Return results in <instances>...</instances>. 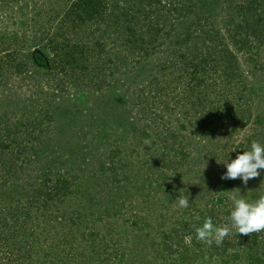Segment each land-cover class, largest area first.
<instances>
[{"label": "trees", "instance_id": "1", "mask_svg": "<svg viewBox=\"0 0 264 264\" xmlns=\"http://www.w3.org/2000/svg\"><path fill=\"white\" fill-rule=\"evenodd\" d=\"M34 3L0 22V264H264V231L195 232L264 195L217 162L264 144V0Z\"/></svg>", "mask_w": 264, "mask_h": 264}, {"label": "clouds", "instance_id": "2", "mask_svg": "<svg viewBox=\"0 0 264 264\" xmlns=\"http://www.w3.org/2000/svg\"><path fill=\"white\" fill-rule=\"evenodd\" d=\"M145 143H150V141L145 140ZM217 162L224 163L227 168L221 179H242L244 185H247L250 179L258 178L261 170H264V144L254 140L250 150L243 151L230 162L228 160L224 162L217 160ZM230 199L233 205L230 224L216 226L212 218L207 217L202 226L195 229L198 241L206 243L209 247L213 243L220 246L233 229L243 235L264 231V195L255 200H248L234 193ZM177 203L180 208H188L189 199L179 196ZM186 243H190V238L186 239Z\"/></svg>", "mask_w": 264, "mask_h": 264}, {"label": "rangeland", "instance_id": "3", "mask_svg": "<svg viewBox=\"0 0 264 264\" xmlns=\"http://www.w3.org/2000/svg\"><path fill=\"white\" fill-rule=\"evenodd\" d=\"M19 2L20 3H15L14 0H0V16L3 17L2 21L0 20V22H3L4 20H5V22H8V21L9 22H12V20H13L12 18H14L15 16H17L19 14V10L20 9H22L23 7H28V9H31V5L32 4H35L34 3V0H20ZM28 2L30 3L29 6L26 5V3H28ZM20 5H22V6H20ZM21 69L22 68L20 67L19 70H18V68L17 69L15 68L13 70H9V72H16V74L13 75V76H15V77H13V78H15V81H12V83H11L12 84V89L13 90H17L19 92H22V94L25 95V96L31 95V94H33L34 90H36L35 89V86L33 85L34 84V82L32 81L33 79L31 77V68H29V69L26 68L25 70H21ZM3 90H4L3 88H0V96H2L3 102H7L9 100L8 99L5 100V98H4V91ZM10 104H15V103H13V101H10ZM6 105L5 106H4V104L1 105L0 111H1V109L6 108L7 107ZM127 107H126V109H127ZM10 120H12V121L14 120L13 119V116H11ZM248 130H249V133H250V128H248ZM193 133H197V130H194L192 128H189L188 130L185 131V134H193ZM205 136H206V138H209V134L208 133ZM241 136L242 135L239 134V137H241ZM236 140H238V139H236ZM231 141H234V140L231 138ZM218 143L219 144H222L223 141H220L219 140ZM26 168L30 172L34 171L32 173H35V170H38L39 169L34 163H28V165H26ZM42 168H46V167H43V165H42ZM41 171H42V169H41ZM261 172H263V171H261ZM183 181H185L186 183H188V182H190V183L197 182L196 179H195V182H194L193 178L188 179V177H184ZM188 188H190V187H188ZM189 191L193 192V189L191 188ZM136 202H138V201H136ZM177 208H178V204L176 203V204L173 205V209L175 210ZM130 211L131 212H134V209L131 208ZM118 224L120 225V227H122V224L123 223L120 222V221H118ZM122 232L124 233V231H122ZM126 232L129 233L128 230ZM133 235L134 234L131 235L132 236V239H133Z\"/></svg>", "mask_w": 264, "mask_h": 264}]
</instances>
